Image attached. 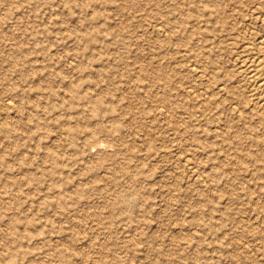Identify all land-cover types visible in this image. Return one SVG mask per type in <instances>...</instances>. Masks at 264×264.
<instances>
[{
	"label": "rangeland",
	"instance_id": "obj_1",
	"mask_svg": "<svg viewBox=\"0 0 264 264\" xmlns=\"http://www.w3.org/2000/svg\"><path fill=\"white\" fill-rule=\"evenodd\" d=\"M211 1L0 0V264H264V123L206 106L262 27Z\"/></svg>",
	"mask_w": 264,
	"mask_h": 264
},
{
	"label": "bare ground",
	"instance_id": "obj_2",
	"mask_svg": "<svg viewBox=\"0 0 264 264\" xmlns=\"http://www.w3.org/2000/svg\"><path fill=\"white\" fill-rule=\"evenodd\" d=\"M213 4L211 6V4L205 5L203 8L200 9H196L197 12H199L200 10H205L210 12V17L212 19H214L213 21L216 20V24L218 23V27L219 29L216 31H212L213 35H215V37H213L214 39H217L219 42V39H222L224 41H226L227 43H234V39H235V34H237L236 30L239 27H236L238 25L237 22H231V17L234 15L232 14L231 16L227 15V13L224 11L225 9L223 8L225 5H222L223 3H219L222 0H212ZM211 1V2H212ZM241 1V0H240ZM224 2V1H223ZM236 2V1H235ZM240 6L246 7L247 8V16L249 17V23L251 24H260L262 28H260V30H257V32H253L250 33L249 36L247 37L246 35H244V37H242L241 43V49L239 50V52L236 55V59L235 62V69L233 72H226L225 74L221 75L216 73L217 70H213L216 71L214 72V76H212V79L210 82H212V86H213V91L212 93H207V97L209 98L208 100V104L209 106H214L217 108L222 107L224 104H226V102H230L232 104V108H233V113L239 114L242 118L248 117L251 119V121L247 122V128L251 131H253L255 129V125L254 123H264V0H242V5L240 4ZM213 7V8H212ZM240 9V8H239ZM177 10V9H176ZM195 10V9H194ZM238 11V9H237ZM159 12V11H158ZM195 12V11H194ZM194 12H190L188 14V19L192 18L195 16ZM196 12V13H197ZM246 12V11H245ZM166 14V13H165ZM164 14V15H165ZM230 14V13H228ZM161 16H163V14H160ZM235 16V15H234ZM171 19V16H169ZM169 17H167L169 19ZM187 17L185 16V21L187 19ZM210 18V19H211ZM170 21V20H169ZM234 21V19H233ZM184 23V22H183ZM168 24V23H167ZM248 24V23H246ZM171 26V25H170ZM253 26V25H252ZM157 27V26H156ZM155 27V28H156ZM154 28V29H155ZM214 28V27H213ZM217 28V27H216ZM253 28V27H252ZM163 29H165V27H163ZM161 28H158V32L162 33V32H167L168 33V37H174V31H172L171 29L167 30L168 28H166V30H163ZM209 29V28H208ZM207 29V30H208ZM258 29V28H257ZM201 30V29H200ZM209 31V30H208ZM236 32V33H235ZM219 33L220 37H216ZM245 33V32H244ZM239 34V33H238ZM237 34V35H238ZM163 35V34H162ZM167 37V38H168ZM240 37V35H239ZM237 40V39H236ZM216 41V40H215ZM222 42V41H221ZM225 42V43H226ZM215 43V42H214ZM236 45V44H235ZM238 46V45H237ZM239 47V46H238ZM234 50V49H233ZM238 50V49H237ZM221 51V50H220ZM202 54V53H199ZM186 55V54H185ZM214 56V55H213ZM187 57V56H185ZM9 59V58H8ZM10 60L12 61V57L10 58ZM14 62H16L15 59H13ZM217 62H219V59H216ZM216 62V61H215ZM214 62V63H215ZM126 65V64H125ZM171 65V64H170ZM213 65V64H212ZM216 65V63H215ZM220 65V64H219ZM218 65V66H219ZM233 65V67H234ZM161 67V66H160ZM165 67V66H164ZM73 68V67H72ZM162 68V67H161ZM168 68V65L167 67ZM211 68V65H210ZM218 68V67H217ZM150 69V68H149ZM157 69V68H156ZM159 69V68H158ZM164 70V68H162ZM175 69V67H174ZM190 71L193 72V74H198V70L194 67V64H191L189 66ZM214 69V68H213ZM222 69V66L219 70ZM225 69V68H223ZM166 70V69H165ZM162 71V70H161ZM182 71V70H181ZM160 72V71H159ZM166 72V71H165ZM173 72V71H172ZM176 72V71H175ZM187 72V71H186ZM146 73V72H145ZM157 73V72H156ZM155 73V75H156ZM161 73V72H160ZM163 73V72H162ZM168 73V71H167ZM164 73V74H167ZM212 73V71H211ZM191 74V73H190ZM154 75V76H155ZM160 75V74H159ZM162 75V74H161ZM164 76V77H163ZM24 77V76H23ZM163 77V78H162ZM174 76H171L170 74L168 75H162L160 77H158V81L157 82H164V84H168V86H172L174 85L173 80L174 78H172ZM205 77V76H204ZM141 78V77H140ZM157 78V75H156ZM155 78V79H156ZM143 79V78H142ZM155 79L153 80V83H155ZM202 80V79H201ZM175 81V80H174ZM187 82V80H186ZM158 83V84H159ZM172 85H171V84ZM157 84V85H158ZM161 84V83H160ZM159 84V85H160ZM164 85V86H165ZM161 86V85H160ZM163 86V85H162ZM167 86V85H166ZM186 86V85H185ZM207 87V86H206ZM164 88V87H163ZM188 88V87H187ZM166 89V88H165ZM189 91V90H188ZM200 92V91H199ZM183 95V94H182ZM191 95V94H190ZM231 97H228L230 96ZM206 96V95H205ZM215 96V97H214ZM227 96V98H226ZM187 97V96H186ZM189 97V96H188ZM162 98V97H161ZM164 98V97H163ZM167 100V99H166ZM166 102V101H165ZM164 102V103H165ZM228 102V103H229ZM102 100L101 99H96L94 101H92V107L94 108V112L99 110V107L101 106ZM166 104V103H165ZM168 104V101H167ZM172 104V103H171ZM174 105V104H173ZM12 106V105H11ZM159 106V105H158ZM164 106V105H163ZM168 106H170L168 104ZM173 107V106H172ZM172 107L170 109H172ZM10 108V106H9ZM8 108V109H9ZM162 108V107H161ZM206 108V107H204ZM158 109V108H157ZM166 109V108H165ZM169 109V108H168ZM189 109V108H187ZM153 109V113H154ZM164 110V108H163ZM176 110V109H175ZM185 110V109H184ZM159 111V110H158ZM165 111V110H164ZM163 111V113H164ZM179 111V110H178ZM166 112V111H165ZM170 112V110H169ZM144 113V112H143ZM147 113V112H146ZM161 113V111H160ZM176 113V111H175ZM174 113V114H175ZM182 113V111L180 112V114ZM184 113V112H183ZM145 114V113H144ZM149 114V113H148ZM156 114V113H155ZM154 114V115H155ZM158 114V113H157ZM173 114V116H174ZM190 113H188L189 115ZM192 114V112H191ZM167 115V113H166ZM172 115V114H171ZM182 115V114H181ZM180 115V116H181ZM187 115V116H188ZM156 116V115H155ZM213 116V115H212ZM170 116H168L169 118ZM191 117V116H190ZM154 118V117H153ZM167 118V117H166ZM167 118V119H168ZM173 118V117H172ZM184 118V117H182ZM189 118V117H188ZM192 118V117H191ZM190 118V119H191ZM155 119V118H154ZM160 119L163 118H159V121L161 122ZM170 119V118H169ZM189 119V120H190ZM158 120V118H157ZM166 120V119H165ZM186 120V119H185ZM174 121V120H173ZM188 121V120H187ZM81 122V121H80ZM169 122V121H168ZM167 122V123H168ZM177 122V121H175ZM179 122V121H178ZM184 123V122H182ZM187 123V122H186ZM185 123V125H186ZM191 123V122H190ZM81 124V123H79ZM143 124V123H142ZM166 124V123H165ZM172 124V122H171ZM169 124V125H171ZM189 124V123H188ZM175 125V124H174ZM173 125V126H174ZM245 125V124H243ZM264 125V124H263ZM80 126V125H79ZM78 126V127H79ZM83 127H85L86 125H81ZM164 126V123H163ZM178 126V125H177ZM181 126V125H180ZM184 126V125H183ZM190 126V125H189ZM188 126V127H189ZM198 126V125H197ZM77 127V128H78ZM148 127V126H147ZM168 127H172V126H168ZM187 127V126H186ZM185 127V129H186ZM225 127V126H224ZM87 128V127H86ZM177 128V127H176ZM184 127L180 128L179 130H182ZM264 128V127H263ZM81 129V127H80ZM188 129V128H187ZM85 130V129H84ZM184 130V129H183ZM189 130V129H188ZM90 131V130H89ZM95 131V130H94ZM212 131V130H211ZM179 132V131H178ZM183 132V131H182ZM181 132V133H182ZM229 132V131H228ZM233 132V131H232ZM180 133V132H179ZM178 133V134H179ZM94 132L91 131V134L88 135L90 137L87 138V144L92 142V139L95 138V135H93ZM188 134V131L187 133ZM223 134V133H222ZM185 135V134H184ZM154 136V135H153ZM157 136V135H156ZM224 136V141L227 140V137L225 135ZM249 137V136H248ZM162 138V137H160ZM159 138V139H160ZM164 140V139H163ZM161 140V142L163 141ZM95 141V140H94ZM123 141V140H122ZM158 141V139H157ZM96 142V141H95ZM167 143V141H165ZM188 143V140H187ZM93 144V143H92ZM149 144V143H148ZM164 144V143H163ZM190 144V143H189ZM192 145H194V143H191ZM190 144V145H191ZM146 145V144H145ZM150 145V144H149ZM164 146L166 147V145L164 144ZM168 146V144H167ZM145 148L147 146H144ZM179 147V146H178ZM177 147V148H178ZM144 148V149H145ZM183 148V147H182ZM190 148V147H189ZM147 151L149 148H146ZM145 149V150H146ZM181 149V148H180ZM179 149V150H180ZM154 150V149H153ZM178 150V151H179ZM196 150V149H195ZM150 151L153 153L152 149H150ZM156 150H154L155 153ZM190 151V149H189ZM192 151H194L192 149ZM181 152V151H180ZM179 152V153H180ZM185 152V149H184ZM150 153V154H152ZM153 153V154H154ZM158 154V152H157ZM183 155V154H182ZM185 155V154H184ZM46 156L48 158H54L56 155L54 153L53 150L47 151L46 152ZM181 157V156H179ZM183 159V158H182ZM186 163V162H185ZM189 164V163H188ZM184 165V164H183ZM192 166V165H191ZM198 168V165H195ZM186 167V166H185ZM189 167V166H188ZM195 172V171H194ZM193 172V173H194ZM192 173V172H191ZM199 176H197L198 178ZM196 178V180H198ZM204 180V179H203ZM205 182V181H204ZM201 193V192H200ZM61 201V200H60ZM252 224V222H251ZM191 234V233H190Z\"/></svg>",
	"mask_w": 264,
	"mask_h": 264
}]
</instances>
